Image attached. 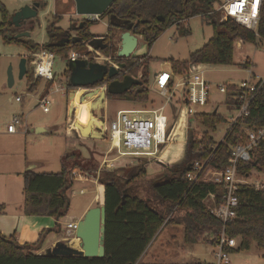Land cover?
Instances as JSON below:
<instances>
[{
  "label": "trees",
  "instance_id": "obj_1",
  "mask_svg": "<svg viewBox=\"0 0 264 264\" xmlns=\"http://www.w3.org/2000/svg\"><path fill=\"white\" fill-rule=\"evenodd\" d=\"M32 1H37L39 7L45 5L44 0ZM217 2L220 0H114L98 17L107 21L105 34H93L90 28L97 21L85 18L76 23L71 21L68 29L60 28L55 26V21L59 18L54 15V22L46 28L47 42L41 45L28 38L16 36L20 31L8 23L10 16L0 3V38L4 43L22 45L28 52L45 49L54 55L64 56L68 61L71 52H86L84 44L94 39L99 40L97 51L114 56L117 51L112 40L116 31L121 33L129 30L140 36L149 48L171 25L177 26L176 31L180 36H187L188 30L179 28L180 23L194 16H203L212 27L213 33L209 40L201 48L191 52L186 60H169L172 73L181 74L199 65H232L233 49L237 40L242 44H255L257 39L264 42V0L259 14L258 37L230 18L221 20L219 14L214 12ZM30 29L31 26L24 31ZM72 32L74 35H71ZM119 61L124 62L125 66L119 72L118 78L130 75L140 80L141 84L132 86L124 94L107 97L129 102H145L148 99V57L132 56ZM65 75V85L70 89L72 86L68 82L67 68ZM30 78L32 79L31 74ZM108 81L109 79L104 77L93 87ZM46 82L52 84V81ZM35 86L36 83L32 84L30 89ZM234 103L236 104V101L227 95V108ZM214 111L198 113L192 118L193 123L201 124L205 128L202 136L198 138L193 130L188 131L185 158L181 165L169 166V175H165L162 181L149 183V193L152 197H143L138 193L141 190L139 180L146 174L145 162L140 160L133 166L97 173V163L91 161V158H82L77 152L61 159L58 172L23 171L20 211L30 216L52 217L56 220L64 217L69 208L66 192L72 186L75 171L102 184V200L105 207L104 256L37 254L33 250L40 245L44 233L48 230L43 231L35 243L24 245L17 243L14 234L4 236L0 232V264H170L142 260L165 215L170 212H182L170 220L175 225L182 226L183 241L186 244L211 239L212 245H216V238L224 230L227 237L238 238L236 247H225L226 252L248 250L252 242L264 252V189L240 184L236 192L238 203L234 209L235 217L223 224L220 219L210 214L204 203L209 193L219 196L222 192L221 186L201 181L200 177L192 183L187 179V173L193 171L195 161L209 159V163L217 169L229 165L232 161L229 147L238 142L244 143L246 130L264 129V88L255 93L248 107L249 113L243 121L229 124L224 116ZM223 123H226L223 138L215 142L210 133ZM138 159L146 160L142 157ZM156 162L161 163L158 160ZM237 170L241 176L263 175L264 182V137L252 149L251 160L239 162ZM148 182L146 181L145 185ZM1 210L0 206V212ZM55 228H60L58 223Z\"/></svg>",
  "mask_w": 264,
  "mask_h": 264
},
{
  "label": "rangeland",
  "instance_id": "obj_2",
  "mask_svg": "<svg viewBox=\"0 0 264 264\" xmlns=\"http://www.w3.org/2000/svg\"><path fill=\"white\" fill-rule=\"evenodd\" d=\"M32 2V0H0L10 17L21 7L30 5ZM44 3L45 5L38 8L34 19L17 27V31L22 32L31 26L28 39L37 45L47 42L46 28L54 22V15L59 18L55 21V26L63 29H68L71 21L76 23L84 18L74 13L73 0H44ZM85 18L92 20L91 16ZM94 20L97 23L90 28V31L95 35L105 34L106 19L94 18ZM179 28L187 29L189 34L180 36L176 31L177 26L171 25L157 37L150 48L140 36H137L138 43L130 57L146 56L149 59L147 64L148 99L145 102H129L107 97L104 110L106 127L118 110H148L162 104L165 99L159 95L156 86L152 84L154 74L160 71H170V59L186 60L188 55L201 48L213 33L211 25L203 16H194L182 21ZM71 35H74V32ZM119 35L120 32L116 31L112 40L116 51L119 50ZM98 53L105 55L99 51ZM23 57H28L25 47L15 43H4L0 38V206L2 208L0 232L4 236L13 233L20 245L35 243L39 235L47 230L41 231V226L34 227L30 215L17 212L22 200L23 171L30 165L33 164V170L37 172H58L61 159L65 155L79 152L82 158H91V161L97 163V173H101V171L133 166L140 160L142 163L145 162L146 174L139 180L141 190L138 193L143 197H152L149 193V183L162 181L165 175H169L167 168L175 164L181 165L185 158L188 131L193 130L195 136L200 138L205 130L201 124L193 123L192 118L186 120L184 113L182 115V112L178 113L175 110L168 120L171 128L169 143L161 151L159 158L142 160L133 156H118V159L113 162V167L106 169L102 166V160L105 157L113 158L117 155L116 152L106 155V150L109 148L108 140L105 137L104 139L77 137L68 127L66 121L68 94L65 93V71L68 61L62 55H54L52 73L55 78L54 82L49 85L43 79H31L28 71L24 77L19 78L18 65ZM250 60L253 63V72L258 76H263L264 42L257 39L255 44H242L237 40L234 44L232 65L200 66L206 69L205 77L212 84L238 85L241 80L248 78L243 67L244 62ZM8 68H11L13 75L11 87L7 86ZM35 83L36 86L30 89V86ZM58 83L63 85L62 91H55V85ZM47 91L52 102L49 111L43 112L39 106V100ZM81 91L84 89H77L74 93L75 111L72 118L76 121L80 105L88 102L86 100L81 103L77 102ZM16 97L20 100L16 101ZM224 99L223 94H219L216 89L212 88L209 104L205 107H196V110L204 113L215 110L228 119L235 112L224 108ZM168 111L166 110V115L169 117ZM13 116L21 117V124L16 126V133L8 134L5 127ZM36 128H42L43 131L37 133ZM225 130L226 123L218 125L216 130L210 133L213 140L220 141ZM157 160L161 163L158 164ZM262 176L258 175L259 181H262ZM146 181H149L147 185H145ZM102 188V184L96 179H90L75 171L72 186L66 192L69 198V208L66 215L61 218L60 229L53 228L54 234L44 239V244L45 242L48 244L47 247L40 244L33 251L37 254H47L58 241L79 250V242L76 247L73 245L74 240L78 241V239H72V235L66 228L67 222L73 214L78 215L88 203L92 204L91 207L102 205ZM80 190L83 192L81 193ZM180 213L182 212L174 214L170 212L165 215L161 227L147 246L142 260L170 264H215L216 247L212 245L213 240H201L193 244L184 243L182 226L175 225L170 220ZM57 238L60 240H55ZM235 240L237 244L238 238ZM228 260L229 264H264V252L252 242L248 250L229 252Z\"/></svg>",
  "mask_w": 264,
  "mask_h": 264
},
{
  "label": "built area",
  "instance_id": "obj_3",
  "mask_svg": "<svg viewBox=\"0 0 264 264\" xmlns=\"http://www.w3.org/2000/svg\"><path fill=\"white\" fill-rule=\"evenodd\" d=\"M261 5L262 0H220L214 5V12L219 14L221 20L230 18L238 25L254 32L255 36L258 37L257 27ZM94 18L96 17H92V20ZM84 47L86 52H71L68 61L82 59L106 66H115L118 59L117 52L114 56L101 55L88 43H85ZM53 59L54 54L45 49L28 52L26 61H28L27 68L31 77L54 82ZM244 64L243 68L248 74V78L241 80L238 85L212 84L205 77V69L200 65L194 66L181 74H174L171 70L156 73L153 85L156 86L159 95L164 97V102L153 109H125L116 112L109 121L108 126L105 125L104 131L105 139L109 142L106 155L112 152H116L117 155L113 158L105 157L102 160V166L111 169L118 156L159 158L160 152L169 143L171 128L168 120L173 111L184 113L186 120L193 118L198 113H204L197 112L196 107H205L209 104L212 88L216 89L219 94H223L225 98L229 95L236 101V104L234 103L233 106L228 108L225 99L223 101V106L227 111L235 112L234 115H231L228 119L226 118L228 123L235 124L238 121H243L249 113L248 107L255 93L264 88V75L258 76L253 72L251 60L244 62ZM63 89L61 83L55 85V91H62ZM67 91L68 88L66 87V94ZM15 100L19 101L20 98L16 97ZM51 102L47 91L39 100V106L43 112L49 111ZM166 110H169V117L166 115ZM20 124L21 117L13 116L7 123L5 130L9 134H14L17 132L16 126ZM24 131L26 130L24 129ZM245 134L246 140L244 143L238 142L229 147L232 157L229 165L217 169L212 163H209V159L195 161L193 171L187 173V179L191 183L197 177H200L201 181L221 186V194L216 196L214 193H209L204 199V203L210 214L220 219L223 224L235 217L234 209L238 203L236 192L240 184L245 183L264 189V182L258 180V175L241 176L237 170L239 162H249L251 160V151L264 137V129L257 131L248 129ZM80 192L82 193L83 190H80ZM75 227V221L66 225L67 231L72 237H74ZM215 247V264H229L228 252L224 248H235L236 240L227 237L224 230H222L216 238Z\"/></svg>",
  "mask_w": 264,
  "mask_h": 264
},
{
  "label": "water",
  "instance_id": "obj_4",
  "mask_svg": "<svg viewBox=\"0 0 264 264\" xmlns=\"http://www.w3.org/2000/svg\"><path fill=\"white\" fill-rule=\"evenodd\" d=\"M114 0H73L74 13L78 16H91L98 18L103 14ZM39 3L33 1L30 5H25L16 11L8 20L10 25L18 27L26 21L32 20L37 15ZM17 37L28 38L29 31H22ZM74 41V40H73ZM138 38L129 30L123 31L119 35V50L116 55L119 59H128L135 50ZM97 50L99 40L94 39L88 43ZM124 62H116L115 66H106L95 62H88L82 59L69 60L67 70L69 71L68 82L72 88L68 89V107L66 121L68 127L74 131L77 137L87 139H104L105 137V106L107 95H121L127 92L132 86L140 85L137 78L124 75L120 80L114 79L124 68ZM19 78L27 73L26 58L20 59L18 65ZM7 86L13 85V75L11 68L7 69ZM104 77L111 79L105 86L93 87L101 82ZM77 88H83L79 96V103L84 100L90 102L89 120L86 125H79L72 118L75 108L71 106V99ZM99 91V94L97 92ZM215 112V111H214ZM42 128H36V132H42ZM32 170L26 168L25 171ZM104 234H105V207L104 205L89 207L82 217L76 222L74 237L79 240L80 249L77 250L64 243L57 242L51 252L46 255L52 256H73L83 257H103L104 256Z\"/></svg>",
  "mask_w": 264,
  "mask_h": 264
},
{
  "label": "crops",
  "instance_id": "obj_5",
  "mask_svg": "<svg viewBox=\"0 0 264 264\" xmlns=\"http://www.w3.org/2000/svg\"><path fill=\"white\" fill-rule=\"evenodd\" d=\"M26 63H27V61H26ZM205 71H206V69H205ZM156 74V73H155ZM155 74H154V76H155ZM153 81H154V77H153V80H152V84H153ZM225 108V107H224ZM226 109V108H225ZM227 110V109H226ZM9 134V133H8ZM186 136H187V134H186ZM27 168H31L32 170H33V168H34V166H33V164L32 165H30L29 167H27ZM25 171V170H24ZM21 202H22V200H21ZM20 205H21V203L18 205L19 207L17 208L18 209V211L17 212H19V213H21V211H20ZM91 203H88L86 206H84L83 207V209L81 210V212L78 214V215H74L73 214V216H72V218H70V220L67 222V223H69V222H72V221H75V222H77L81 217H82V215H83V213L86 211V209H88L89 207H91ZM29 217H31V219L33 220L32 221V225H34V227H37V226H41V228H40V230L42 231L43 229H47L48 231L47 232H45L44 233V236H43V239L41 240V245L42 244H44V239H48V238H50V235L51 234H54V232H53V228H55V226H56V223H58L59 224V226H60V224H61V219H59V220H56V219H54V218H52V217H44V216H29ZM60 228H58V230H59ZM1 231V230H0ZM13 234V233H12ZM11 234V235H12ZM8 236H9V234H8ZM59 238H57V239H55V240H58ZM72 239H75L74 237H72ZM71 239V240H72ZM54 240V241H55ZM60 240V239H59ZM70 243V242H69ZM48 246V244H46V242H45V244L43 245V247H47Z\"/></svg>",
  "mask_w": 264,
  "mask_h": 264
},
{
  "label": "bare ground",
  "instance_id": "obj_6",
  "mask_svg": "<svg viewBox=\"0 0 264 264\" xmlns=\"http://www.w3.org/2000/svg\"><path fill=\"white\" fill-rule=\"evenodd\" d=\"M98 94H99V91L97 92L96 95H98ZM74 96H75V94H73V96H72L71 106L75 108ZM79 96L77 98V102H79L78 101L79 100ZM89 109H90V102L89 101L87 103H83V104L80 105V109H79V112H78V119H77V121L75 120L79 125L83 126V125L87 124V122L89 120V111H90ZM181 114L183 115V113H181ZM160 155H161V152H160L159 156ZM78 242H79V240L78 241L74 240L73 245L76 247Z\"/></svg>",
  "mask_w": 264,
  "mask_h": 264
},
{
  "label": "flooded vegetation",
  "instance_id": "obj_7",
  "mask_svg": "<svg viewBox=\"0 0 264 264\" xmlns=\"http://www.w3.org/2000/svg\"><path fill=\"white\" fill-rule=\"evenodd\" d=\"M117 62H119V58H118V60H117ZM122 78V77H121ZM121 78H118V76L116 77V78H114V79H121ZM106 79H108L107 77H106ZM111 79H109V81H110ZM109 81H108V83H109ZM108 83H103L100 87H102V86H105V85H107ZM106 100H107V98H106Z\"/></svg>",
  "mask_w": 264,
  "mask_h": 264
}]
</instances>
